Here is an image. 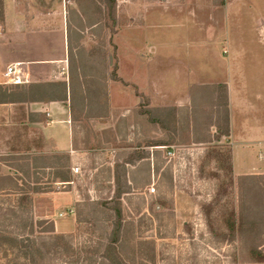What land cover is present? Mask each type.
I'll use <instances>...</instances> for the list:
<instances>
[{
	"label": "rangeland",
	"instance_id": "1",
	"mask_svg": "<svg viewBox=\"0 0 264 264\" xmlns=\"http://www.w3.org/2000/svg\"><path fill=\"white\" fill-rule=\"evenodd\" d=\"M65 1L69 15V9H76V6L69 0ZM183 1L114 0L116 24L113 33L110 29L102 28L99 35L92 32L95 27L80 32L76 20L71 16V29L74 28L81 35L84 45L89 48L91 38L94 45L103 42L109 59L108 69L116 65L118 70L119 66L120 76L137 87L134 90L133 87L122 86L125 85L122 80V85L113 83L110 87L112 108L108 104L106 117L82 118L71 123L72 147L79 151L73 158L71 168H78V173L70 176V186L63 188L55 185L54 190L69 189L78 196L80 204L72 209L75 222L76 211L79 210L82 217H87V210H92L91 223L76 222L73 235L77 251L84 244H88L90 249L96 247L109 234L113 212L102 203L108 202L115 193L114 166L118 165L122 215L126 224L130 223L127 232L133 230L138 240L154 242L153 264H247L242 262L239 242H230L227 228L228 220L236 217L238 211V179L243 176H235L234 171L238 173L242 166L261 167L264 161L257 160L260 157L256 158V150L244 159L239 157L237 151L233 170L230 142L225 140L226 137L215 141L216 129L207 127L208 106H202L203 111L197 114L198 126L195 132L193 129L192 135V128L186 127V118L190 116L192 107L190 92L187 106L176 108L171 106L172 101H167L169 105L164 106L159 102L156 91H153V84L163 74L168 84L178 87L180 94L183 80L222 81L226 77L227 63L222 51L227 50L228 46L222 41L214 45L213 40L223 30L236 43L252 47L261 58L260 65H255V68L251 67V62L248 63L245 78L252 76L258 81L264 80V56L259 50L260 46L264 48V0H211L216 14L213 15L214 21L199 19L202 32H198L193 19L184 13L174 19L171 17L176 12L175 7L184 11L187 9L182 5ZM95 7L91 6L86 14L94 20L103 17ZM154 9L166 15L154 21L155 16L149 14L147 26L129 29L142 22L144 12L149 10L152 13ZM197 42H203L205 46H196ZM148 48L152 49L148 51ZM245 60L249 58L245 57ZM95 62L99 68H103L102 59L96 58ZM252 85V88H256L258 84L254 81ZM137 91L148 99V106L144 105L143 98L137 104ZM142 106L176 109L178 123L175 133L169 134L172 135L173 145L143 146L150 141L167 142L169 136L160 126L147 123L143 117L140 118L142 115L138 116L136 111ZM243 127L237 116L234 134L242 136ZM18 130L17 127L7 128L0 123V176L16 175L12 166L16 165V161L12 159L17 156L11 155V150L21 147L18 142L21 141L18 135L21 132ZM10 134L18 136L8 143L6 139ZM204 140L209 142L203 143ZM136 153H143L146 158L135 160ZM130 157H133V162L124 164ZM45 176L44 172L29 170V178L23 186L20 182L18 184L21 188L16 192L21 193L17 199L24 192L29 193L32 187L30 182L36 178L46 183ZM151 188L154 189L152 193L149 191ZM10 194L6 187L4 192H0V209L12 207L20 211L21 207L16 205L18 202H14ZM29 208L34 221L35 213L32 214ZM19 222L17 219L12 221L14 224ZM16 254V251L2 250L0 264H25L22 259L13 258Z\"/></svg>",
	"mask_w": 264,
	"mask_h": 264
},
{
	"label": "trees",
	"instance_id": "2",
	"mask_svg": "<svg viewBox=\"0 0 264 264\" xmlns=\"http://www.w3.org/2000/svg\"><path fill=\"white\" fill-rule=\"evenodd\" d=\"M75 4L76 9H69V13L76 18L79 31L85 28H93L92 32L100 34L102 28L110 29L113 33L115 21L114 0H69ZM91 6L97 7L98 13L103 17L91 19L86 14ZM95 7V8H96ZM3 20V6L0 0V22ZM71 17L68 20V81H52L46 83H30L15 85H0V104H23L33 102H69L72 120L82 118L103 119L108 114V102L106 95V80L121 81L116 75V65L113 66L109 75H106L105 67L96 70L87 65L93 64L96 58L106 63L105 45L98 42L88 50L80 43L81 35L71 29ZM98 24L100 25L98 28ZM95 29H97L95 31ZM73 34L76 35L74 42L71 41ZM85 64V65H84ZM86 66V68H85ZM142 97V96H141ZM144 105L148 106V99L142 97ZM191 111L187 115L186 127L195 132L197 114L202 106H208L207 127H214L216 135L214 140L229 135V112L227 89L223 84L194 86L190 89ZM197 107L199 109H197ZM203 108V107H202ZM175 108H146L137 109L138 116L148 123L160 126L169 134L175 133L178 123ZM205 112V111H204ZM201 114V113H200ZM206 114V113H205ZM189 116V117H188ZM170 135V136H172ZM168 137L167 142L150 141L144 143V147L171 146L173 138ZM201 143L199 141H196ZM208 143L209 140L202 141ZM143 153H136L135 160H143ZM30 157L27 155L17 156L12 159L16 165H12L16 173L15 177L0 176V192L20 190L22 184L29 178ZM50 168L54 169V179L63 183L70 182V171L67 156H53ZM65 159V165L61 160ZM36 160V159H34ZM33 160V162H34ZM133 162V157L128 158L124 164ZM114 182L116 190L113 197L102 206L113 212L109 234L100 240L96 247L90 249L84 244L77 251L73 234H56L51 221L32 220L31 197L29 193L40 192L39 187H31L29 193H23L20 197V209H0V252L3 250L16 251L13 258L22 259L25 264H153L155 262V250L153 241L138 240L133 233L127 232L130 223L125 222L121 209V190L117 176L118 165L114 166ZM239 204L236 217L228 220L230 242H239L242 262L247 264H264V175H243L238 179ZM8 187V188H7ZM26 187H28L26 185ZM29 188V187H28ZM92 210L88 209L89 216L82 217L76 211V222L91 223ZM17 219L19 223H12ZM7 222V223H6Z\"/></svg>",
	"mask_w": 264,
	"mask_h": 264
},
{
	"label": "crops",
	"instance_id": "3",
	"mask_svg": "<svg viewBox=\"0 0 264 264\" xmlns=\"http://www.w3.org/2000/svg\"><path fill=\"white\" fill-rule=\"evenodd\" d=\"M183 3L182 5L186 6L187 9L184 11L179 9L180 7L178 6L175 7L174 10L176 12L171 15L173 19L184 13L185 16L193 19L195 22L194 27H197L198 32H202L199 19L214 21L213 15L216 13L213 12L211 0H184ZM66 5L65 0H2L0 85H6L4 84L3 73L7 66L14 64L20 65L23 69L22 74L27 76V82L24 84L68 81L67 25L71 16L75 20L76 18L70 13L68 15ZM149 14L155 16L154 21L161 20L160 18L166 15L162 11L158 12L155 10L151 13L148 10L141 16L142 22L138 26L129 29L147 26L146 22L149 20ZM220 32L219 35L215 36L216 39L213 40V44L216 45L222 41L228 46L227 50L222 51L227 62L226 71L224 72L226 77L222 81L213 82L197 79L193 82H188L183 80L182 93L179 94L177 91L178 87L168 84L163 78L164 75L160 74L159 80L153 84V91H156L159 102L163 103L164 106L169 105L167 101H172L171 106L179 108L188 105L186 100H189L191 87L225 85L228 97L229 135L224 138L231 145V161L232 169L234 170L237 151L239 157L245 158L246 156H251L253 151L256 150V158L260 157L257 160L259 162L264 161V119H262L264 117V80L258 81L252 76L245 78L248 63L251 62V67L253 68L261 63V58L257 56L252 47H243L242 44H239L240 42L236 43L231 40L226 30H223L222 33ZM76 38V35L73 34L71 41L74 42ZM82 41L83 38H81L80 43L85 50H88L95 43L93 38H91L92 45L88 48ZM195 45L205 46L203 42H197ZM163 46V51H165V44ZM150 49L152 48H148V51ZM259 50L264 56V48L260 46ZM248 54L249 56H247ZM245 57H248L249 60H245ZM105 62L107 65L104 64L102 66L105 67L106 75H109L112 69H108L109 59H107V56ZM87 66V68L93 67L96 70L103 71V68H99L96 62ZM119 71L118 66L116 75L120 80L124 81L125 85H122L119 81L106 80V95L110 109L112 108L110 87L113 83L121 84L125 87H133L134 90H137V87L131 81L124 80L120 76ZM235 75H237V78ZM254 81L258 84L256 88H252ZM173 91L174 94L172 93ZM135 95V98L139 100L137 104L140 103L142 97H145L143 93L138 91ZM237 116L244 126L242 134H240L242 136L234 134V122ZM1 122L7 128L17 127L19 128L17 132H21V134H18L20 135L19 140H21L18 141L21 144V150L14 148L11 150V155L29 156L30 170L32 172H44L46 175V183H41V180H38L39 178L30 182L32 187L40 188V192L30 196L32 214L35 213L34 221L37 219L50 220L53 222L56 234H73L76 230L75 215L74 213H69V211L75 209V205L80 204V200L72 190H54L55 185H60L64 188L70 186L71 181L63 183L55 180L54 169L50 168L53 156H67L70 176L73 175L70 169H72L71 165L74 162L73 158L79 151L72 147L71 123L73 120L70 114L69 102L0 104ZM18 135L10 134L6 140L11 143ZM65 162V159L61 160L64 165ZM239 169L242 170H239L238 173L234 171L235 176L264 174V165L261 167L254 165H250V167L242 166ZM40 185H43V187H40ZM20 193L11 192L10 195L13 197L14 202L19 201L17 198ZM16 205L20 204L17 203Z\"/></svg>",
	"mask_w": 264,
	"mask_h": 264
},
{
	"label": "built area",
	"instance_id": "4",
	"mask_svg": "<svg viewBox=\"0 0 264 264\" xmlns=\"http://www.w3.org/2000/svg\"><path fill=\"white\" fill-rule=\"evenodd\" d=\"M23 69L20 65L14 64L6 67L5 72L3 73L4 84L6 85H15V84H24L27 82V76H24ZM72 174L78 173V168L71 169ZM151 193L154 192V189L149 190ZM69 213H73V210H70ZM60 216V215H59Z\"/></svg>",
	"mask_w": 264,
	"mask_h": 264
}]
</instances>
